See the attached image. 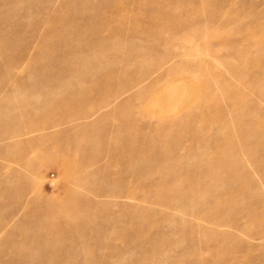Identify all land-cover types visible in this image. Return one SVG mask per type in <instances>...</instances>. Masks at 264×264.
Returning a JSON list of instances; mask_svg holds the SVG:
<instances>
[{
    "label": "rangeland",
    "instance_id": "obj_1",
    "mask_svg": "<svg viewBox=\"0 0 264 264\" xmlns=\"http://www.w3.org/2000/svg\"><path fill=\"white\" fill-rule=\"evenodd\" d=\"M0 264H264V0H0Z\"/></svg>",
    "mask_w": 264,
    "mask_h": 264
},
{
    "label": "bare ground",
    "instance_id": "obj_2",
    "mask_svg": "<svg viewBox=\"0 0 264 264\" xmlns=\"http://www.w3.org/2000/svg\"><path fill=\"white\" fill-rule=\"evenodd\" d=\"M108 44V43H107ZM146 44V43H145ZM152 47V46H151ZM134 55V54H133ZM132 55V56H133ZM62 58V57H61ZM89 60V59H88ZM118 71V70H117ZM89 72V71H88ZM117 76V75H116ZM119 78V77H118ZM155 81V80H154ZM179 83H177L178 85ZM153 85V83H150V85H148L146 88H144L142 91H139L138 93L139 94H142L144 92L145 89H148L150 90V86ZM179 86V85H178ZM183 86V85H182ZM181 86V87H182ZM183 88H178L176 85H175V82H168L166 84H164V86L159 90V91H156L155 93H153L150 98L148 99L147 103H146V106L149 107L150 105L153 106V105H156V106H160L161 105H166L165 103L168 104V102L173 99H177L179 98V91L182 90ZM146 91V90H145ZM181 93V92H180ZM174 102V101H173ZM171 102V104L173 103ZM175 103H177L175 101ZM170 104V105H171ZM161 115V114H160ZM127 143V142H126ZM142 144V143H141ZM137 147V146H136ZM141 147V146H140Z\"/></svg>",
    "mask_w": 264,
    "mask_h": 264
}]
</instances>
